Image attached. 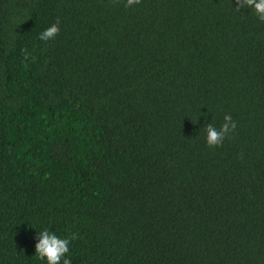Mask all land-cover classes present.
Here are the masks:
<instances>
[{
    "label": "trees",
    "instance_id": "obj_1",
    "mask_svg": "<svg viewBox=\"0 0 264 264\" xmlns=\"http://www.w3.org/2000/svg\"><path fill=\"white\" fill-rule=\"evenodd\" d=\"M126 2L0 0V264H264V21Z\"/></svg>",
    "mask_w": 264,
    "mask_h": 264
},
{
    "label": "clouds",
    "instance_id": "obj_2",
    "mask_svg": "<svg viewBox=\"0 0 264 264\" xmlns=\"http://www.w3.org/2000/svg\"><path fill=\"white\" fill-rule=\"evenodd\" d=\"M135 2L136 0H127L125 6H130ZM236 5L237 10L241 6L247 5L255 12L258 20L264 21V0H236ZM58 31V22L52 23L38 33V39L41 41H49L55 37ZM223 120L224 123L220 125L219 129L210 123L205 125L204 140L208 146H219L225 136L236 127V122L232 119L231 115L225 114ZM76 238V233L61 237L54 231L43 228L34 236V255L37 260L44 261L45 264H72L71 259L66 254L69 252L70 240Z\"/></svg>",
    "mask_w": 264,
    "mask_h": 264
}]
</instances>
